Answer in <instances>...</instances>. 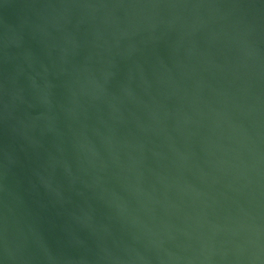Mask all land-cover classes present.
Instances as JSON below:
<instances>
[{
	"label": "water",
	"instance_id": "95a60500",
	"mask_svg": "<svg viewBox=\"0 0 264 264\" xmlns=\"http://www.w3.org/2000/svg\"><path fill=\"white\" fill-rule=\"evenodd\" d=\"M0 264H264V0H0Z\"/></svg>",
	"mask_w": 264,
	"mask_h": 264
}]
</instances>
